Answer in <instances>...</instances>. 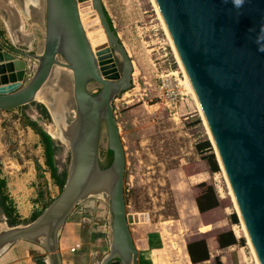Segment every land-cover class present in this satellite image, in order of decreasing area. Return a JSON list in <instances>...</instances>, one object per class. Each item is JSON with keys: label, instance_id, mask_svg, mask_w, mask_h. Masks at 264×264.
Instances as JSON below:
<instances>
[{"label": "rangeland", "instance_id": "obj_1", "mask_svg": "<svg viewBox=\"0 0 264 264\" xmlns=\"http://www.w3.org/2000/svg\"><path fill=\"white\" fill-rule=\"evenodd\" d=\"M2 2L0 19L3 17L4 23L0 20V44L25 55L12 54L24 63L22 81L0 87L19 89L36 64L32 56L42 50L45 2L36 0L33 7L26 6L25 12L13 0ZM76 2L87 36L103 37L89 0ZM100 3L132 68L128 88L114 97L111 109L124 153L126 221L136 250L148 251L149 255L145 252L141 257L143 264L183 261L180 245L185 248L197 238L195 233L204 225L207 229L210 226L228 228L234 240H243L241 246L235 244L243 253L245 263L256 264L195 103L179 85L182 74L151 0H100ZM108 53L111 67L119 76L120 60L116 54ZM87 89L93 94L98 87L90 84ZM170 89L177 96L174 100L168 95ZM56 92L64 95V117L69 122L74 113L71 75L56 66L34 102L0 111V178L19 217L29 213L32 204L43 207L59 193L44 166L39 139L25 125L27 119L46 134L55 132V124L39 96L51 103ZM51 140L53 165L58 173L66 175L68 145ZM205 141L210 151L197 150L196 146ZM106 151L104 128L100 126L97 143L100 165L105 162ZM209 153L215 155L217 171L214 173L209 172L206 163ZM204 194L211 196L213 207L199 213L195 211V200ZM37 199L39 202L35 203ZM107 203V197L102 195L87 198L74 207L57 240L63 264H100L107 253L110 236ZM231 214H236L234 224L229 219ZM27 221L29 217L19 225ZM4 226L7 227L0 214V227ZM32 248L38 253L34 259H45L41 247L33 245Z\"/></svg>", "mask_w": 264, "mask_h": 264}, {"label": "water", "instance_id": "obj_2", "mask_svg": "<svg viewBox=\"0 0 264 264\" xmlns=\"http://www.w3.org/2000/svg\"><path fill=\"white\" fill-rule=\"evenodd\" d=\"M13 1L21 12L36 3ZM44 2L42 50L32 56L36 64L22 87L0 91V111L34 102L53 67L69 71L73 117L69 122L64 114L62 121L55 119L68 144L69 163L60 192L32 222L0 230V253L21 241L41 247L44 264H61L57 240L67 217L85 199L105 195L110 236L100 264H137L123 199L124 153L111 109L114 97L129 86L130 61L100 0L89 2L104 37L102 49L108 58L112 52L120 60L119 76L114 72L111 79L98 71L76 0ZM153 2L204 118L257 263L264 264V0H242L239 6L235 0ZM0 49L8 51L3 50L6 58L25 55L3 44ZM19 62L21 82L24 63ZM90 84L97 92L88 91ZM100 126L111 154L106 168L97 155Z\"/></svg>", "mask_w": 264, "mask_h": 264}, {"label": "trees", "instance_id": "obj_3", "mask_svg": "<svg viewBox=\"0 0 264 264\" xmlns=\"http://www.w3.org/2000/svg\"><path fill=\"white\" fill-rule=\"evenodd\" d=\"M103 13H104L106 21L109 25L110 30H112L111 24L109 22V19L106 16L104 10H103ZM39 107L42 109L43 113L45 114L44 108L42 106H39ZM25 125H26V127L30 128L33 131V133L38 137L39 143L42 147V152H43V157H44V162H43L44 166L47 169L49 178L52 180V183L54 184L55 187H57L58 191L60 192V190L64 184L66 175L64 172L58 173L56 168L53 165V159H52L53 142H52V140L50 139V137L45 132L36 128V126L33 122L26 119ZM196 149L197 150L206 149V150L210 151V145L207 141H205L201 144V146H196ZM214 156L212 153H209L206 157V163L208 166V170L211 173H214L217 171V166H216L217 161L215 162L216 157L214 159ZM110 159H111V154H110V152L106 151L105 152V162L103 164H101L100 167L106 168L110 163ZM217 165H218V163H217ZM51 201L52 200H49L48 204ZM230 202L232 204L231 199H230ZM47 205H44L42 207V210ZM195 206H196V209L199 213L204 212L205 210L212 208L213 203H212L211 196L208 194L201 195L199 198H197L195 200ZM0 214L4 218V222L7 225V227H14V226H18L20 224V220L17 216L15 208L13 207L12 201L6 193V184L2 178H0ZM38 215H39V213L33 214L30 218V222H32ZM235 215L231 214V216L229 218L230 222L232 224H234L236 222ZM216 242L220 248H223V247L235 244V243L239 244L240 246L243 244V240L241 238L239 240L235 241L234 237L232 236V233H230L229 231L218 234L216 236ZM185 248H186V252H187L189 261L192 264H196V263H199L202 261H206L208 259L205 244H204V241H202V240L188 243ZM215 261H216V264H219L216 259H215ZM36 263L37 264H43V262L41 260L37 261Z\"/></svg>", "mask_w": 264, "mask_h": 264}, {"label": "bare ground", "instance_id": "obj_4", "mask_svg": "<svg viewBox=\"0 0 264 264\" xmlns=\"http://www.w3.org/2000/svg\"><path fill=\"white\" fill-rule=\"evenodd\" d=\"M151 2H152V5H153L154 10L156 11L157 15H158L159 18H160V21H161V23H162V25H163V28H164V31H165V33H166L167 39H168L169 42H170V46H171V48H172L171 51H172V53H173V57H174V59H175V62H176V64H177V66H178V68H179L181 74H182V79H183V80H182V82H180L179 85H181L182 87H184V89L187 90V92L189 93L190 96H191V95L193 96V99H192V97H191V99H192V100L194 101V103H195L196 110H198V114H199V116H200V118H201V121H202V123H203V125H204V127H205V129H206V132H207V135H208L209 141H210L211 145L213 146L212 141H211V138H210V135H209V132H208V129H207V127H206V124H205L204 118H203V116H202V113H201V111H200V108H199V106H198V103H197V101H196V99H195V96H194V94H193V91H192V89H191V87H190V85H189V83H188V80H187V78H186V76H185V73H184V71H183V69H182V66H181L179 60H178V57H177V55H176V53H175V50H174V48H173V46H172V43H171V41H170V38H169V36H168V34H167V31H166V29H165V27H164V24H163V22H162V20H161V17H160V15H159V13H158L156 7H155V4H154L153 0H151ZM78 15H79L80 23H81L82 28H83L84 33H85V37H86V39L88 40V43H89V45H90V48H91L92 53H93V55H94V58H95V60H96L97 68H98V71H99L100 75H101L102 78H104V79H111V78H114V74H115V73H114V68L111 67V59L107 57L108 55L105 54V53H104V49H102V44L104 43V37H100V38H97V37H94V38L92 37V38H90V37H88L87 34H86V31H85L84 25H83V23H82V20H81L80 9H78ZM7 55H8V54H7ZM9 56H10V55H9ZM54 68H55V67H54ZM22 71H23V70H22V64H21L19 61H17L16 59L12 58V57H10V58H9V57L6 58V53H5L2 49H0V86H1V85H5V86H7V85H9V84H14V85H15V83L19 82V80H20V76H21V74H22ZM5 74H8V75H5ZM8 88H9V86H8L7 88H1V87H0V90L5 91V90H8ZM44 93H46V92H44ZM37 96H38V94H36V96H35V100L37 99ZM48 96H49V95H48ZM52 99H53V100H52V102L50 103V102L46 101L45 98L39 96V100H40L42 103H44V104L47 105V106H46V105L43 104V105L47 108V110H48V112H49V114H50V116H51L53 122L55 121V122H54L55 127H56V129L54 130L55 132H51L50 134L47 132V134H48L53 140L55 139V140H58V141L61 142V143H64V144L68 145L67 142H66L65 140H63V138L61 137V134H60L59 131H58L57 122H56V120H55V119H59V118L61 119V121L63 120L62 115L65 113V108H64V106H63L64 95H63L62 93H57V92H56V94H54V95L52 96ZM213 148H214V147H213ZM214 152H215V155H216V161H217V163H218V165H219V167H220V169H221L222 174L224 175V172H223V170H222V167H221V164H220L219 159H218V157H217V154H216L215 149H214ZM224 178H225V180H226L225 175H224ZM226 184H227V187H228V191H229V193H230V196H229V197H230V199H231V201H232V203H233V207H234V209H235V211H236V214H237V216H238V219L240 220V224H241V227H242V229H243L244 235H245V237H246V239H247L248 246H249L250 251L252 252V254H253L254 258H255L254 252H253L252 247H251V245H250V242H249V240H248V238H247V236H246V232H245L244 227H243V225H242V221H241V219H240V216H239V213H238V210H237V207H236V204H235V201H234V198H233V196H232V192H231V190H230V187H229V185H228L227 180H226ZM4 228H5V226H4V227H0V230H2V229H4ZM255 262H256V264H258L256 258H255ZM61 264H63V263H62V259H61Z\"/></svg>", "mask_w": 264, "mask_h": 264}, {"label": "crops", "instance_id": "obj_5", "mask_svg": "<svg viewBox=\"0 0 264 264\" xmlns=\"http://www.w3.org/2000/svg\"><path fill=\"white\" fill-rule=\"evenodd\" d=\"M2 1L3 0H0V3H4ZM31 6L33 7V5H31ZM0 20H2V22L4 23L3 17ZM5 26L7 29V25H5ZM42 44H43V37H42ZM191 97L193 99L192 95H191ZM38 202H39V199H37V202H35V203H38ZM32 206H33L32 208L30 207L31 210L29 213L26 212V214H22L21 217L18 216L20 221L26 220L28 217L30 219L33 214H38L41 212L42 207L37 208L36 204H32ZM195 210H196V208H195ZM29 223H30V221L24 222V225L29 224ZM207 227H208L207 225H204L201 228H199V230H197V232L195 233V235H197V238H195L191 241V242H195V241H199V240L204 241L206 252L208 255V259L206 261H202V262H199L196 264H216L215 259L217 260V262L219 264H246L244 261V258H243L244 255L240 251V249L237 247L238 246L237 244H234V245H231L229 247L222 248V249H220L217 246L216 236L220 233L228 232L229 231L228 228L215 229L213 226H210V228L207 229ZM129 232H130V230H129ZM191 242H189V243H191ZM133 245H134V242H133ZM32 246L33 245L30 243L21 242V241L16 242V243L8 246L6 249H4L0 253V264H37L36 262L39 261L40 259H34V257L36 255H38V253L36 252L37 250L35 248H32ZM180 247L182 248L181 250L183 253L182 254L183 261L178 259L177 263L178 264H192L189 261V258H188V255H187V252H186V249L184 248V246L180 245ZM136 248H135V250H136ZM136 251H137V264H143L141 257L145 252H146L145 254H148V251H143V252H141L139 250H136ZM44 260L41 259L43 264H44ZM148 264H154V263L150 261ZM155 264H159V263H155Z\"/></svg>", "mask_w": 264, "mask_h": 264}, {"label": "built area", "instance_id": "obj_6", "mask_svg": "<svg viewBox=\"0 0 264 264\" xmlns=\"http://www.w3.org/2000/svg\"><path fill=\"white\" fill-rule=\"evenodd\" d=\"M168 95L171 96L172 100H174L177 97L175 93L173 94L172 89H170V91L168 92Z\"/></svg>", "mask_w": 264, "mask_h": 264}, {"label": "clouds", "instance_id": "obj_7", "mask_svg": "<svg viewBox=\"0 0 264 264\" xmlns=\"http://www.w3.org/2000/svg\"><path fill=\"white\" fill-rule=\"evenodd\" d=\"M235 3L237 6H239L242 3V0H235Z\"/></svg>", "mask_w": 264, "mask_h": 264}]
</instances>
